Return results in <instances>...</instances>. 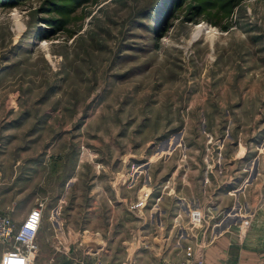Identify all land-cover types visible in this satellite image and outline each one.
<instances>
[{
    "label": "rangeland",
    "instance_id": "obj_1",
    "mask_svg": "<svg viewBox=\"0 0 264 264\" xmlns=\"http://www.w3.org/2000/svg\"><path fill=\"white\" fill-rule=\"evenodd\" d=\"M2 201L43 204L45 264L264 226V0H0Z\"/></svg>",
    "mask_w": 264,
    "mask_h": 264
},
{
    "label": "crops",
    "instance_id": "obj_2",
    "mask_svg": "<svg viewBox=\"0 0 264 264\" xmlns=\"http://www.w3.org/2000/svg\"><path fill=\"white\" fill-rule=\"evenodd\" d=\"M14 205L15 203L0 202V213L8 216L13 225L17 227L23 221L30 208L25 206L20 211H15ZM49 232L50 229L43 226L40 221L35 237V249L29 256L33 264H45L51 259L52 250L47 242V238L50 236ZM245 232L246 230L241 231L242 234L238 236L237 230L232 228L219 232L217 235L209 236V240L204 244L202 264H264V226L255 225ZM81 235L83 251L91 256V258L87 259L97 257L102 252L103 247L101 248L100 244H98L99 239H96V234L84 236L82 233ZM86 241H89L88 245ZM8 250H10V245L0 243V260ZM60 259L62 261L63 258L61 257ZM160 260V258L143 259L140 264H160ZM174 261L176 262V260Z\"/></svg>",
    "mask_w": 264,
    "mask_h": 264
},
{
    "label": "built area",
    "instance_id": "obj_3",
    "mask_svg": "<svg viewBox=\"0 0 264 264\" xmlns=\"http://www.w3.org/2000/svg\"><path fill=\"white\" fill-rule=\"evenodd\" d=\"M137 204L135 207L141 206ZM43 204L38 202L26 214L23 221L15 227L8 216L0 215V243L10 245V250L3 254L0 264H26L30 261L29 256L35 249V237L41 220ZM242 228L246 223H241ZM28 264V263H27ZM84 264H101L89 262ZM121 264H133L127 261ZM166 264H202L201 258L194 256L189 251L182 254V259L175 263Z\"/></svg>",
    "mask_w": 264,
    "mask_h": 264
},
{
    "label": "trees",
    "instance_id": "obj_4",
    "mask_svg": "<svg viewBox=\"0 0 264 264\" xmlns=\"http://www.w3.org/2000/svg\"><path fill=\"white\" fill-rule=\"evenodd\" d=\"M178 1V0H177Z\"/></svg>",
    "mask_w": 264,
    "mask_h": 264
}]
</instances>
